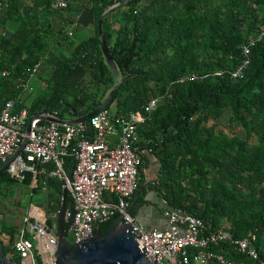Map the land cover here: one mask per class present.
Returning a JSON list of instances; mask_svg holds the SVG:
<instances>
[{"label": "trees", "instance_id": "1", "mask_svg": "<svg viewBox=\"0 0 264 264\" xmlns=\"http://www.w3.org/2000/svg\"><path fill=\"white\" fill-rule=\"evenodd\" d=\"M53 1L34 0L24 6L22 0H0V23H18L11 37L0 38V69L10 71L8 78L0 79V106L8 100L25 104L21 84L46 61L61 65L50 79L49 93L32 101L33 114L57 113L62 120L85 116L99 109L117 84L105 108L115 104V118L141 111L151 98H160L158 109L137 133L142 148L159 162L152 188L166 208L197 216L213 229L224 228L232 239L255 236L264 260V37L252 48L244 76L232 77L244 60L242 47L248 37L264 31V0H152L144 7L141 0H130L118 9L126 10V23L114 43L115 31L107 27L113 14L103 20L119 76L106 63L100 38L69 56L49 53L46 20L56 11ZM90 1L97 22L108 8L123 2ZM186 76L196 77L180 80ZM227 109L230 126L241 125L245 138L218 129L216 123ZM141 157L139 188L132 202L144 185L147 165ZM65 160L71 170L74 158ZM16 183L8 171L0 175V202ZM24 184L34 192L42 186L52 188L48 201L54 213L62 203L72 204L62 183L45 174L38 176L37 188H32L31 173ZM115 219L99 224L96 232L106 233ZM19 233L13 222L0 219L4 251L21 263L14 248ZM229 241L213 250L239 264H261L238 253Z\"/></svg>", "mask_w": 264, "mask_h": 264}, {"label": "built area", "instance_id": "2", "mask_svg": "<svg viewBox=\"0 0 264 264\" xmlns=\"http://www.w3.org/2000/svg\"><path fill=\"white\" fill-rule=\"evenodd\" d=\"M69 5L68 0H54L51 7L67 10ZM263 37L264 31L243 45L244 60L232 73L234 79L244 76L252 48ZM39 67H35L33 75ZM9 76V70L0 69V79ZM195 77L186 76L180 80ZM21 87L24 89L21 99L25 104L8 100L0 106V165L8 162L28 139L7 171L18 183H24L26 174L31 173L32 188H37L38 176L42 174L62 183L64 192L72 200L71 206L66 208L65 218L70 224L71 240H68L73 245H80L89 235L93 236L99 224L123 216L124 222L132 225L139 245L146 249V256L152 262L239 264L213 250L230 240L229 246L238 253L264 264L255 245V236L232 239L224 228L213 229L197 216L170 208L164 210L168 228L148 229L128 212L130 200L139 188L142 164V157L134 148L138 128L158 109L160 98H151L141 111L116 118L111 111L103 109L85 123L61 125L46 120L48 116L59 118L57 113L33 114L28 103L27 83H22ZM113 137L116 142H111ZM69 156L74 158L71 170L65 166ZM49 165L52 167L48 168ZM106 195L114 196L115 200H107ZM46 212L45 215L42 211L30 213L24 218L14 246L20 264H55L58 236L48 228L50 218ZM7 257L11 260V256Z\"/></svg>", "mask_w": 264, "mask_h": 264}, {"label": "crops", "instance_id": "3", "mask_svg": "<svg viewBox=\"0 0 264 264\" xmlns=\"http://www.w3.org/2000/svg\"><path fill=\"white\" fill-rule=\"evenodd\" d=\"M68 1L70 3L69 9L56 10L47 14L48 17L46 23L48 26H50L49 38L51 42L49 46V53H52L55 56H69L84 45L95 44L100 38L98 22L91 11V1ZM151 1L152 0H141L140 6L144 7ZM22 2L23 5L26 6L32 5L34 0H22ZM44 11H46V9L42 11V18L44 17ZM125 12L126 10L115 11L108 20L107 27L110 29V31H115L113 43L115 42L116 36L118 34L117 32L123 29L126 23L124 19ZM17 27V22L11 23V26H9V28L6 30L7 34L4 37H11ZM45 64H47V61ZM139 138L140 137L137 134L136 143H138L137 146L139 153L144 157V162L147 165L145 174L143 176L144 185L142 187L146 189L147 192L146 196L142 198V201L140 202L139 200L144 189L142 193L139 192V195L134 202H132L131 199L130 207L134 204L133 210L135 211V218L148 229H166L169 227V221L164 216V210L166 209L165 202L152 188V182L159 175V162L150 150L142 148ZM111 142H116V137H113ZM37 191H41V193L45 195V200L42 201V204L38 202H30L27 207L28 210L24 214L23 218L17 222V224H15L18 228L23 226L24 218L30 213L36 214L41 213L42 211V215H45V212L47 211L46 213L49 215L50 219H52L54 222L57 220V213L50 211V201H48L50 193L53 191V189L47 186H42V188L38 189ZM37 191L34 192L31 189V197H33ZM106 199L109 201L115 200L114 196L112 195H106ZM39 207H42L41 211L39 210ZM66 224L69 223L66 221Z\"/></svg>", "mask_w": 264, "mask_h": 264}, {"label": "water", "instance_id": "4", "mask_svg": "<svg viewBox=\"0 0 264 264\" xmlns=\"http://www.w3.org/2000/svg\"><path fill=\"white\" fill-rule=\"evenodd\" d=\"M130 0H123L122 3L115 4L108 8L99 18L98 30L100 35V46L106 63L110 66L116 76H119V68L117 67L114 58L109 51V46L106 39V34L103 28V20L116 10L126 6ZM180 2L182 0H173ZM119 84L110 92L103 105L85 115L76 119L62 120L56 117L48 116L47 121L55 122L61 125L69 124L75 125L78 123H85L91 119L99 111L105 109L111 101ZM30 128L28 132H30ZM28 139L26 138L21 147L9 159L8 162L0 165V175L7 171L8 166L13 160L23 151ZM144 188L140 189L142 193ZM134 204L129 208L128 212L132 214ZM66 205L62 203L59 212L56 214L57 220L52 219L47 221L49 229L57 233L58 246L55 252V264H162L159 262H152L146 256V249L139 245L132 225L124 222L123 216H119L111 224L106 233L96 232L93 236L89 235L88 239L80 245H73L68 240L69 229L66 228ZM0 264H20L18 261L10 260L5 251L4 245L0 237Z\"/></svg>", "mask_w": 264, "mask_h": 264}, {"label": "rangeland", "instance_id": "5", "mask_svg": "<svg viewBox=\"0 0 264 264\" xmlns=\"http://www.w3.org/2000/svg\"><path fill=\"white\" fill-rule=\"evenodd\" d=\"M9 26H11L10 22H7L6 24L0 23V38L7 34L6 30L9 28ZM253 37L255 36H249L248 40ZM55 63L51 64L48 62L28 81L27 90L30 93L28 100L29 104H31L36 97L49 93L50 79L53 76L56 68L61 65L60 61H58L56 64ZM115 110L114 104L109 109V111L114 114ZM230 115L231 111L230 109H227L223 116L216 123L218 129L222 130L226 134H232V132H234L241 138H245L247 132L241 125L230 126ZM43 200H45V195L42 194L41 191H37V193L31 197V187L24 183L12 184L7 188L6 194L3 196L0 202V219L17 224V222H19L27 212V207L30 202H38L42 204ZM68 239L71 240V236H68Z\"/></svg>", "mask_w": 264, "mask_h": 264}]
</instances>
